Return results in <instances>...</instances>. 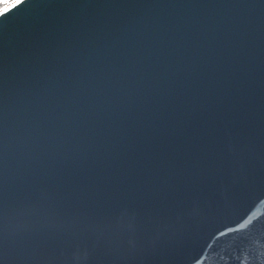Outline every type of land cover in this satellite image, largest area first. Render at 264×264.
<instances>
[{
    "label": "water",
    "instance_id": "95a60500",
    "mask_svg": "<svg viewBox=\"0 0 264 264\" xmlns=\"http://www.w3.org/2000/svg\"><path fill=\"white\" fill-rule=\"evenodd\" d=\"M0 264H264V0L1 10Z\"/></svg>",
    "mask_w": 264,
    "mask_h": 264
},
{
    "label": "bare ground",
    "instance_id": "6f19581e",
    "mask_svg": "<svg viewBox=\"0 0 264 264\" xmlns=\"http://www.w3.org/2000/svg\"><path fill=\"white\" fill-rule=\"evenodd\" d=\"M16 1H17V0H9V2L5 4V7H6L8 4L10 5V4H12V3L16 2ZM9 5H8V6H9Z\"/></svg>",
    "mask_w": 264,
    "mask_h": 264
},
{
    "label": "snow or ice",
    "instance_id": "6c2138e0",
    "mask_svg": "<svg viewBox=\"0 0 264 264\" xmlns=\"http://www.w3.org/2000/svg\"><path fill=\"white\" fill-rule=\"evenodd\" d=\"M24 2V0H19V4H22ZM18 6V5H17ZM15 7V6H14ZM8 13V10L6 9L5 10V13H4V15H6Z\"/></svg>",
    "mask_w": 264,
    "mask_h": 264
},
{
    "label": "built area",
    "instance_id": "2783aa9c",
    "mask_svg": "<svg viewBox=\"0 0 264 264\" xmlns=\"http://www.w3.org/2000/svg\"><path fill=\"white\" fill-rule=\"evenodd\" d=\"M4 5H5V4L1 3V4H0V8H2Z\"/></svg>",
    "mask_w": 264,
    "mask_h": 264
},
{
    "label": "rangeland",
    "instance_id": "374dc122",
    "mask_svg": "<svg viewBox=\"0 0 264 264\" xmlns=\"http://www.w3.org/2000/svg\"><path fill=\"white\" fill-rule=\"evenodd\" d=\"M1 1L5 2L6 0H0V2H1Z\"/></svg>",
    "mask_w": 264,
    "mask_h": 264
}]
</instances>
